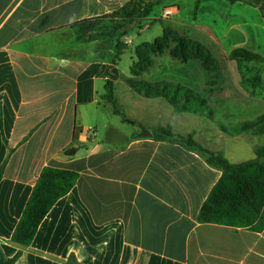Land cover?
<instances>
[{"label":"crops","instance_id":"obj_1","mask_svg":"<svg viewBox=\"0 0 264 264\" xmlns=\"http://www.w3.org/2000/svg\"><path fill=\"white\" fill-rule=\"evenodd\" d=\"M131 1L0 0L1 248L8 258L21 252L16 264L255 263L264 250V230L198 222L222 172L154 135L171 127L231 164L253 160L263 147L261 136L233 130L264 115V67L255 66L263 69V80L252 94L240 74L231 78L234 86L225 78L211 86L204 72L187 69L190 64L164 60L169 70L159 63L152 81L191 89L202 101L198 112L146 98L127 83L135 61L127 71L115 43L79 39L74 27ZM192 29L190 39L228 58L238 48L264 56V19L245 1L201 0ZM109 81L121 115L104 100ZM235 106L242 119L224 125ZM124 122L130 130L119 128ZM142 129L152 137H142ZM46 167L75 172L78 180L31 246H17L13 232Z\"/></svg>","mask_w":264,"mask_h":264},{"label":"trees","instance_id":"obj_2","mask_svg":"<svg viewBox=\"0 0 264 264\" xmlns=\"http://www.w3.org/2000/svg\"><path fill=\"white\" fill-rule=\"evenodd\" d=\"M231 4L245 1L257 8L264 19V0H227ZM201 0L195 4L197 17ZM163 0H133L119 10L94 19H88L74 25L79 39L88 42L103 40L115 43L119 58L127 48L123 38L131 28L143 30L146 21L153 14L154 9L160 7ZM155 21H161L157 18ZM174 34V35H173ZM174 36V47H170ZM168 52L176 61L186 63L199 61L205 71L207 82L215 72L219 75L220 67L215 64L212 53L203 44L173 32L169 27L164 29V35L154 43H145L136 50L138 61L131 67V74L140 78L150 71L155 64V57ZM229 59L240 65L245 63L264 64V56L249 50L234 49ZM263 69L250 70V76L242 77V85L253 89L252 94L262 87ZM128 85L138 94L146 98H163L170 105L186 112H198V105L202 102L200 96L191 89L170 82H142L134 79L127 80ZM114 84L107 82L104 100L111 105L116 115H121L117 108ZM124 119V118H123ZM79 129L76 128L75 139ZM233 133H253L264 136V115L254 121L244 122L237 126ZM155 140L168 141L179 144L190 151L196 152L206 159L207 163L222 172L218 183L211 191L202 206L198 222L201 224H217L235 228L249 229L254 232L264 230V146L256 150L253 160L231 164L222 154L211 152L197 143L192 135L183 137L176 135L171 127L160 128L155 132ZM73 155L75 150H70ZM4 166L0 167V181L3 178ZM78 174L68 170L46 167L31 193L23 214L13 232L11 242L20 247H29L33 243L38 230L56 203L65 197L75 187ZM21 257L19 251L14 257L8 258L0 245V264H16Z\"/></svg>","mask_w":264,"mask_h":264},{"label":"rangeland","instance_id":"obj_3","mask_svg":"<svg viewBox=\"0 0 264 264\" xmlns=\"http://www.w3.org/2000/svg\"><path fill=\"white\" fill-rule=\"evenodd\" d=\"M196 1L197 0H163V4L160 7L155 8L153 14L146 21V23L149 26H151L150 29L146 28L143 31H140L139 29L133 27L129 30L127 39L129 40L130 45L129 47L126 48V50L124 51V54L119 57L121 60L120 66L123 68H126V70L129 71L132 61H135V62L138 61V57L136 54L137 48L141 46L142 44H145V43L151 44V43H154L159 38H162L164 35V29L167 27H169L173 32H176L180 35H186L187 37L188 36L192 37L193 36L192 28L196 26V18H197L195 17ZM168 7L176 8L178 11L173 10L172 13L166 14V11L168 9H172ZM163 15L166 16L164 20L159 21V22L155 21V19L157 18L159 19V17H162ZM173 35H171L172 41L170 42V47L172 48L174 47V41H173L174 36ZM194 41H197L203 44L205 48H208L212 53V57L215 61V64L220 67L221 73L217 75L214 72L211 78L209 79L211 86L221 84L223 80L222 78H225L224 83H226V85L229 86L230 84L234 86L233 81H232L233 79L231 78L234 77L235 73L237 75L240 74L241 77H247V76H250V70H255L257 68L255 66L261 65L264 67V64H256V63H251V64L245 63L246 65L238 66V63L236 62L231 63V60L226 55L222 54L219 50L215 48H210V46L206 44V42H202L199 40H194ZM159 57H161L162 59H158ZM154 60H155V64L150 69L149 72L143 74L140 78H135L133 77L132 74H130V78H128V80L134 79L139 82L144 81V82H149V83H156V82H153L152 79L154 80L157 76L155 75V73L153 74V71L151 70L152 69L156 70L157 74L160 73L161 71L158 68L159 66H157L159 63L161 64V66H164L166 70H169V65H167L164 60L166 61L168 60L169 62L173 61V62L179 63L180 65L190 64L189 67H187V69L191 68L193 70L201 71L205 73L199 61H192L190 63L189 62L182 63V62L172 59L168 52L164 53L161 56L155 57ZM261 111H263L264 113V108ZM220 112L221 111H218L217 114H219ZM233 113L235 115L233 116L231 120L229 121L223 120L224 125L228 126L232 123V126H234L236 125L238 121L242 119V112L236 106H235V110ZM133 121L134 120H128V122L130 123ZM128 122H124L123 123L124 125H119V128L121 130H130L131 125L127 124ZM259 138H260L259 140H261V143H262L261 145L264 146V136H261ZM259 259L260 260H257V262L255 263L250 262L249 264H264V250L259 256Z\"/></svg>","mask_w":264,"mask_h":264},{"label":"water","instance_id":"obj_4","mask_svg":"<svg viewBox=\"0 0 264 264\" xmlns=\"http://www.w3.org/2000/svg\"><path fill=\"white\" fill-rule=\"evenodd\" d=\"M142 137H152V134L150 132H148L145 129H142V133H141Z\"/></svg>","mask_w":264,"mask_h":264},{"label":"built area","instance_id":"obj_5","mask_svg":"<svg viewBox=\"0 0 264 264\" xmlns=\"http://www.w3.org/2000/svg\"><path fill=\"white\" fill-rule=\"evenodd\" d=\"M172 11H173V9H168V10L166 11V14L172 13Z\"/></svg>","mask_w":264,"mask_h":264}]
</instances>
